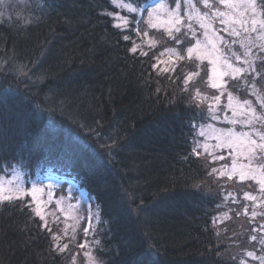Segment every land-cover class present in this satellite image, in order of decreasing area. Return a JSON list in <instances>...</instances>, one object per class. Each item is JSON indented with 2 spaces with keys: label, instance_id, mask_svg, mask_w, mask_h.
Instances as JSON below:
<instances>
[{
  "label": "trees",
  "instance_id": "1",
  "mask_svg": "<svg viewBox=\"0 0 264 264\" xmlns=\"http://www.w3.org/2000/svg\"><path fill=\"white\" fill-rule=\"evenodd\" d=\"M117 13L130 21L138 16L112 0L0 4V96H7L0 107V175L16 166L26 178L58 173L100 212L87 236L83 212L77 238L60 252L67 240L52 238L59 225L41 227L29 196L0 204V264H87L83 241L96 264H241L246 252L264 257V215L253 217L243 195H258V184L209 175L218 164L192 153L197 126L210 120L195 91L219 92L207 86L206 71L185 92L195 63L161 71V53L178 46L163 29H147L158 42L149 48L145 21L118 28ZM137 24L140 36L132 30ZM134 44L136 53L129 51ZM261 59L259 76L227 78L229 91L255 104L253 84L264 83Z\"/></svg>",
  "mask_w": 264,
  "mask_h": 264
},
{
  "label": "snow or ice",
  "instance_id": "2",
  "mask_svg": "<svg viewBox=\"0 0 264 264\" xmlns=\"http://www.w3.org/2000/svg\"><path fill=\"white\" fill-rule=\"evenodd\" d=\"M149 2L155 4L151 10L141 5L139 0H130L129 3L121 4L120 7L126 9L129 14H135L143 8L148 12V19L145 21L147 28L143 30V36L146 38L149 36L147 29H163L178 46L177 48H166L161 53V55H168V62L170 63V67H164L161 71H175L177 64L181 61L195 63L196 71L189 72L184 77L183 90L187 92L190 82L201 77L202 71H206L207 86L210 89H216L219 95L210 97L196 89L193 100L197 101V106L207 103L208 116L213 121L223 119L233 126L237 124L241 126V131L238 132L234 130V127L217 129L213 125L207 126L211 132L215 133L212 138L217 140V144L214 147L230 149L231 151L227 155L233 158L230 169L225 164L219 169L212 168L209 175L227 176L229 180L238 176L241 182L251 180L259 185V191L264 195V131L261 130L264 128V115L257 113L252 101L241 100L232 91H229L231 85L228 79H225L228 77L231 80H238L250 73H256V76L260 75L254 65L253 50H256L258 54L257 59H260L259 54H264V0H259V2L258 0H175V6L171 8L165 0H159V2L149 0ZM105 14L111 15V13ZM120 19L123 21L122 24H115V27L128 28L137 19L144 21L143 16H133L131 21L127 17ZM215 25H219V27ZM132 30L136 32L137 36L141 35L142 30L139 24ZM221 33L227 34L230 40ZM254 34L255 38L253 39ZM123 39L129 40L130 37L125 35ZM146 43L149 48H155L158 42L149 38ZM186 44L189 46L185 48ZM236 44L243 50L241 53L233 50V45ZM138 48L139 45L134 44L129 51L136 53ZM140 54L147 55L146 52ZM205 59L208 60V64L202 68V64L197 63V61ZM159 63L160 61H157V64ZM261 63H264V59H261ZM157 64H154L153 68H156ZM255 78L253 77V79ZM225 94L228 103L223 106V111L227 112L231 109V118L227 115L221 117L217 114L221 111V108L218 107L221 105V96ZM252 94L256 96V103L264 108V96L255 88H253ZM6 104L7 96H0V107L6 106ZM192 126L195 128V122ZM244 128L248 130L245 131ZM199 135L206 136L207 132L201 130ZM200 147L201 145L196 143L192 153L196 156H202L204 153L197 151ZM203 147L205 151L208 150L207 144ZM209 155L214 161L225 159L223 155H214L211 152ZM243 161H247V163ZM6 191L8 194H5ZM36 191H42V189L33 187L26 192L22 185H15L7 189L0 187V204L23 200L24 196L30 193L35 200ZM243 195L246 200L257 201V197L249 192H245ZM34 212L41 220H44L39 207L34 209ZM245 214H247V208H245ZM93 215L96 219L100 218L99 208L95 214L89 212V224L83 230L85 236L89 234L92 228ZM256 215V212L252 213L253 217ZM104 223H108V221ZM41 227L47 228V222ZM48 230L50 231V229ZM261 231H264V225H261ZM52 238L53 241L61 239L55 233H52ZM250 239L255 240L256 237L252 236ZM95 243L99 244V241H95ZM261 243L264 244V238L261 239ZM53 247H56L55 243ZM67 247L68 245L65 244L59 248V251L64 252ZM85 247H87V241L80 244L81 249ZM246 255L256 258L253 252H246ZM259 259L261 264H264V257ZM241 264L244 262L242 261Z\"/></svg>",
  "mask_w": 264,
  "mask_h": 264
},
{
  "label": "rangeland",
  "instance_id": "3",
  "mask_svg": "<svg viewBox=\"0 0 264 264\" xmlns=\"http://www.w3.org/2000/svg\"><path fill=\"white\" fill-rule=\"evenodd\" d=\"M6 1L8 0H0V4L5 3ZM112 2L114 3V5H116L120 9H124L120 7L121 4L128 3L123 0H112ZM157 2H159V0H157ZM165 2L168 3L170 8L175 6V0H173L172 2H170V0H165ZM154 7H155V4L153 3H149L146 6L148 10H151ZM137 14L139 17L143 16L144 21H147L148 19L147 11H145L142 14V8H141L137 12ZM123 17H126V16L120 13H117L115 16L116 24H122L123 21L120 18H123ZM215 26L219 27V25H215ZM221 35H224L226 39L230 40L227 34L221 33ZM149 38L151 37L148 36L146 38L143 36V39H144V40L142 39L143 43H146L147 39ZM254 38H255V34L253 35V39ZM233 50L237 51L238 53H241L243 51L238 44L233 45ZM257 55L258 54L256 53V50H253L254 65H255V62L258 60ZM168 60H169L168 55L165 54L164 57L160 60L161 66L167 67V65L170 64ZM205 60L208 63V60L207 59ZM253 74H256V73H252V75ZM227 78L228 77H225V79ZM253 88H255V90H257L262 96H264V83H263V86L260 84H258V86L253 84L252 92H253ZM253 96L255 97V101H256V96L255 95ZM240 99L244 100L242 98ZM227 103H228L227 96L226 97L221 96V105L218 106L221 108V111L217 114L220 115L221 117H223L224 115H227L228 117L231 118L232 116L231 109L228 110L227 112L223 111V106L226 105ZM252 104H253V107L256 108L258 114L264 115V108H261L259 104L257 103L255 104L253 101H252ZM208 125H213L217 129H228V128L234 127V130L237 132L241 131V126L239 124L233 126L232 124L227 123L223 119L213 121L211 117L209 121L197 126V138L195 139L194 147L196 146V143H199L201 145V147L198 148L197 151H201L204 154L208 155L209 156L208 158H211V156L209 155V152H211L214 155L225 156L226 162L224 164H223L224 160L215 161L216 165L218 164L216 168L219 169L223 165L227 164L230 169L233 163V158L231 156H228L227 154L231 150L226 149V148H215L214 147L217 144V140L212 138L214 137L215 133L211 132V130L208 129L207 127ZM201 130H205L207 132V135L200 136L199 132ZM243 130L247 131L248 129L244 128ZM261 130L264 131V128H262ZM205 144L208 145L207 151H205L203 147ZM243 162L247 163V161H243ZM234 177L237 180H239L238 176H234ZM64 180L68 181L67 185H62V182ZM15 185H22L26 192L33 189V187H35L36 189H42V191L35 192V200L33 199V195L31 193L28 194L27 196H29L34 209L39 207L41 211V215L44 216V220H43L44 222H47V224L54 223L55 225H59V228L56 227L52 231V233H55L58 237H60L61 238L60 240L62 239L67 240L69 238L75 239L76 231L79 227V222L81 218L83 217V212H86L88 219H89V212L93 214L97 212L95 204L88 197L87 193L83 189L77 187V185L74 182H72L70 179L65 178L64 176L58 175V173L55 174L53 172H49L47 173V175L43 177H39L38 175H35V177L26 178L24 171L19 166H16L11 171H8L7 174L0 175V187L7 189L9 187H14ZM5 194H8V192L6 191ZM257 194H258L256 195L257 201L255 202L252 201L251 211L252 213L256 212L257 214L260 213L264 215V195H262L260 191ZM96 220L97 219L95 215H93L92 223ZM88 224H89V221L86 223V226H88ZM65 233H67V235H65ZM67 243H68V240L65 241V244ZM83 243H85V241H83ZM82 253L84 257L86 258L87 264H96L93 258L90 244L87 243V247L83 248ZM85 253H88V255H85ZM254 256L256 258L248 256L249 260H244L243 261L244 264H261V261L259 259L260 257L257 256L255 253H254Z\"/></svg>",
  "mask_w": 264,
  "mask_h": 264
}]
</instances>
